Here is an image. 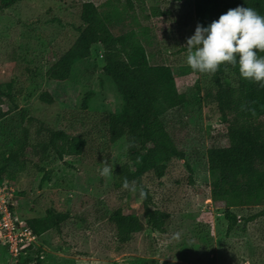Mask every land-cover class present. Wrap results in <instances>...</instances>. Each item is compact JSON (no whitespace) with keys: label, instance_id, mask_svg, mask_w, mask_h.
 <instances>
[{"label":"rangeland","instance_id":"374dc122","mask_svg":"<svg viewBox=\"0 0 264 264\" xmlns=\"http://www.w3.org/2000/svg\"><path fill=\"white\" fill-rule=\"evenodd\" d=\"M105 0H20L0 11V92L5 116L0 120L1 178L12 188L17 214L45 218L49 208L66 213L59 228L39 236L31 253L10 264H264V216L245 224L240 219L228 229L223 202L211 199L208 150L225 144V125L215 105L203 102V82L209 73L186 63V39L194 33V0H134L132 18L115 28H149L147 46L152 63L173 67L180 105L166 113V125L185 158L173 157L165 175L144 174L155 207L168 212L162 231L147 227L128 241L116 236L110 219L122 207L144 219L140 187L122 189L135 162L126 136L112 142L106 114L121 112L124 99L104 72L103 48L95 44L92 56L78 60L67 80H49L46 72L75 41L82 25V3ZM124 1V0H121ZM48 89L53 103L41 99ZM9 94V95H7ZM31 117L54 128L83 136L87 145L79 155L59 159L51 150L42 158L28 151L20 161L9 158L25 128L31 142L46 134L36 131ZM108 162L107 176L99 169ZM120 169V173H116ZM47 174V179L43 176ZM130 184H133L128 179ZM129 193H126L128 192ZM264 205L238 206L244 218ZM145 220V219H144ZM4 257L8 262L4 261ZM0 245V264H9Z\"/></svg>","mask_w":264,"mask_h":264},{"label":"trees","instance_id":"16d2710c","mask_svg":"<svg viewBox=\"0 0 264 264\" xmlns=\"http://www.w3.org/2000/svg\"><path fill=\"white\" fill-rule=\"evenodd\" d=\"M19 1L0 0V11ZM134 3V0H105L101 4L84 1L79 35L46 72L49 80H67L75 63L91 57L95 44L102 45L104 72L113 79L124 99L121 112L106 114L109 138L115 142L126 136L129 155L135 162L128 179L144 192L145 220L122 207L115 209L110 216L116 227V236L122 241L130 240L134 233L147 227L164 229L169 214L155 207L143 176L153 171L157 178H161L173 157L185 158V150L178 146L165 121L166 113L180 105L183 99L173 67L151 62L153 54L147 46L153 41L148 27L143 31L132 25L121 33L115 32V28L125 23L128 17L132 18V24L138 23L137 18L129 13L134 10ZM237 5L252 7L264 15V0H194V21L196 25H206ZM202 90L203 102L215 105L225 125V144L209 148L208 162L212 179L211 199L225 204L228 229L232 230L240 219L248 224L264 216V207L244 218L234 210L238 206L264 205V87L242 78L238 65L222 62L215 72L208 74ZM1 94L5 93L0 92V120L5 116ZM41 99L48 103L55 101L48 89L42 92ZM30 120L35 122L36 131L46 134V138L31 142L29 128H25L17 147L11 151L9 158L12 160L20 161L28 151L43 159L49 150L64 159L66 155L81 154L87 145L83 136L54 128L35 117ZM116 171L120 173V169ZM2 172L3 168H0V181L3 180ZM47 174L43 180L47 179ZM66 217V213L49 208L45 218L34 217L27 221L40 236L52 228H59ZM1 247L7 254V249ZM33 249L31 247L28 253ZM4 261L8 262L6 257ZM41 261L38 258L39 264ZM145 264L158 263L154 259Z\"/></svg>","mask_w":264,"mask_h":264},{"label":"clouds","instance_id":"9594fccd","mask_svg":"<svg viewBox=\"0 0 264 264\" xmlns=\"http://www.w3.org/2000/svg\"><path fill=\"white\" fill-rule=\"evenodd\" d=\"M185 46L186 63L192 70L215 72L222 62H229L238 65L242 78L264 87V55H259L264 52V15L256 9L237 5L206 25L197 23ZM103 164L98 171L101 176H107L111 168L108 162ZM121 187L135 190V184H130L127 177Z\"/></svg>","mask_w":264,"mask_h":264},{"label":"built area","instance_id":"2783aa9c","mask_svg":"<svg viewBox=\"0 0 264 264\" xmlns=\"http://www.w3.org/2000/svg\"><path fill=\"white\" fill-rule=\"evenodd\" d=\"M39 235L28 221L17 214L12 188L0 181V244L7 249L9 264L36 247Z\"/></svg>","mask_w":264,"mask_h":264}]
</instances>
